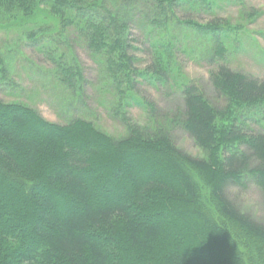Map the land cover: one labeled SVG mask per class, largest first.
<instances>
[{
  "label": "trees",
  "instance_id": "trees-1",
  "mask_svg": "<svg viewBox=\"0 0 264 264\" xmlns=\"http://www.w3.org/2000/svg\"><path fill=\"white\" fill-rule=\"evenodd\" d=\"M221 1L0 0V41L13 35L50 65L44 73L0 45V89L43 73L42 87L60 90L56 103L67 108L59 123L0 98V264H264V224L225 193L249 182L264 191V132L251 127L264 112V77L227 63L235 31L227 20L182 16ZM193 41L213 63L209 80L223 110L184 73L178 58L192 54ZM77 45L95 65V82ZM143 84L179 92L181 110L163 121ZM86 87L104 96L125 137L81 108L70 115ZM132 105L155 115L152 123L127 117ZM220 112L231 117L222 134ZM168 121L205 155L178 148Z\"/></svg>",
  "mask_w": 264,
  "mask_h": 264
},
{
  "label": "rangeland",
  "instance_id": "rangeland-1",
  "mask_svg": "<svg viewBox=\"0 0 264 264\" xmlns=\"http://www.w3.org/2000/svg\"><path fill=\"white\" fill-rule=\"evenodd\" d=\"M186 10L182 11L184 18H191L205 23L212 18L219 17L227 20L228 25L235 26V31L230 37L232 39L230 45L228 50L225 51L227 63L237 71L251 74L258 78L264 77V0H243V3L222 0L213 9H204V11L189 10L188 12ZM189 43L190 48H192V54L188 56L181 55L178 58L182 60L184 73L196 81L197 87L209 101L223 110L225 102L217 96L209 80V72L213 68V63L207 59L208 56L202 52V48L201 54L198 52V46L195 41ZM0 45L4 47V50L8 46H15L17 59L22 58L23 62V58L32 60L43 69L44 73L50 67L49 63L44 61L43 57L37 55L34 50L26 46L20 47L15 45L13 35L4 36L0 41ZM75 52L84 68L85 77L89 81L95 82L96 71L93 61L84 52L81 45L76 46ZM42 78H44L43 73H39L38 75L32 73L28 78H21L20 81H16L15 79L18 86L11 90L0 89V98L4 101L17 99L38 110L45 119L63 123L67 117L65 114L67 108L61 111L58 103H56L59 102V95L62 93L58 89L53 90L45 86L42 87L38 81ZM85 93L88 96L83 98L84 102H80L82 104H79V107L75 104L77 109H71L70 115L72 117L79 116L78 112L79 108H81L83 110L81 115L90 118L98 128L112 136L125 137L127 127L119 118L112 116L109 103L105 100L104 96H97L90 87H86ZM140 93L146 99L152 100L157 108V114H161L158 116H161L163 121L182 108L181 96L174 89L173 91H169L161 87L155 88L143 84L140 86ZM96 96L99 98L98 100L95 99ZM87 98L91 101L88 102ZM154 116L147 113L143 105H132L129 107V115L127 117L140 124H150ZM255 116L258 122H254L251 127L264 132V112L258 115L256 113ZM230 119L231 117L223 112H220L216 117L215 126L220 134L230 125ZM167 127L175 145L182 151L199 157L205 155L189 134L177 123L168 121ZM225 193L241 212L264 224V191L262 188L253 182H249L240 186L230 185L226 187Z\"/></svg>",
  "mask_w": 264,
  "mask_h": 264
}]
</instances>
